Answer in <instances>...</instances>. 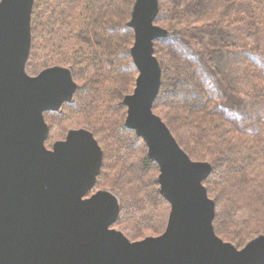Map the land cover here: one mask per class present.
Here are the masks:
<instances>
[{
	"label": "trees",
	"instance_id": "16d2710c",
	"mask_svg": "<svg viewBox=\"0 0 264 264\" xmlns=\"http://www.w3.org/2000/svg\"><path fill=\"white\" fill-rule=\"evenodd\" d=\"M136 0H35L26 71L70 67L72 102L45 111L47 148L88 128L103 150L91 196L113 190L112 227L132 241L158 236L171 205L160 193L158 163L126 126L124 97L139 74L130 50ZM154 40L161 85L152 110L193 161L209 162L203 181L215 202L213 226L242 249L264 235V0H158Z\"/></svg>",
	"mask_w": 264,
	"mask_h": 264
},
{
	"label": "water",
	"instance_id": "95a60500",
	"mask_svg": "<svg viewBox=\"0 0 264 264\" xmlns=\"http://www.w3.org/2000/svg\"><path fill=\"white\" fill-rule=\"evenodd\" d=\"M35 0H0V264H264V235L242 249L219 237L215 202L203 181L209 162L193 161L153 110L161 85L154 40L158 0H136L129 25L138 69L124 97L126 126L135 130L160 168V193L171 205L166 230L131 241L112 227L120 200L95 186L103 151L87 128L71 129L47 148L45 111H59L78 88L70 68L31 76Z\"/></svg>",
	"mask_w": 264,
	"mask_h": 264
},
{
	"label": "rangeland",
	"instance_id": "374dc122",
	"mask_svg": "<svg viewBox=\"0 0 264 264\" xmlns=\"http://www.w3.org/2000/svg\"><path fill=\"white\" fill-rule=\"evenodd\" d=\"M35 2V1H34ZM157 25V24H156ZM158 26H160V25H158ZM161 27V26H160ZM163 29H165L164 27H162ZM67 68H70V67H67ZM71 69V68H70ZM27 72V71H26ZM71 72H72V70H71ZM30 75V74H29ZM76 83V82H75ZM77 84V83H76ZM77 86H78V84H77ZM78 89V88H77ZM133 92H131L130 94H132ZM74 99V98H73ZM73 101V100H72ZM71 101V102H72ZM62 109V108H61ZM60 111V110H59ZM73 129H75V128H73ZM76 129H78V128H76ZM88 129V128H87ZM90 130V129H89ZM91 131V130H90ZM92 132V131H91ZM59 140H63V139H59ZM57 141V140H56ZM51 149V148H50ZM102 149V148H101ZM103 151V150H102ZM102 189H105V190H111V189H107V188H101L100 190H102ZM112 192H114L113 190H111ZM115 193V192H114ZM116 194V193H115ZM117 195V194H116ZM119 198V197H118ZM115 228H117V227H115ZM119 229V228H118ZM120 230V229H119ZM149 237V236H148ZM257 238V237H256ZM144 239V238H143ZM255 239V238H254ZM131 240V239H130ZM139 240H141V239H139ZM132 241V240H131ZM135 241H137V240H135Z\"/></svg>",
	"mask_w": 264,
	"mask_h": 264
}]
</instances>
